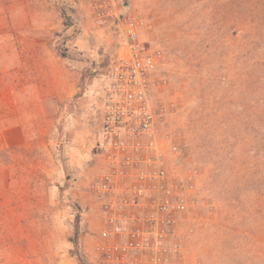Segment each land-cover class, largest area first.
<instances>
[{
    "label": "rangeland",
    "instance_id": "obj_1",
    "mask_svg": "<svg viewBox=\"0 0 264 264\" xmlns=\"http://www.w3.org/2000/svg\"><path fill=\"white\" fill-rule=\"evenodd\" d=\"M238 1L127 0L163 54L155 109L172 169L196 170L203 218L184 244L197 264H264V136L243 108L264 98L245 83L262 70L264 37L249 53L256 32ZM85 9L0 0V264H89L81 187L99 169L98 92L123 38L94 28Z\"/></svg>",
    "mask_w": 264,
    "mask_h": 264
},
{
    "label": "built area",
    "instance_id": "obj_2",
    "mask_svg": "<svg viewBox=\"0 0 264 264\" xmlns=\"http://www.w3.org/2000/svg\"><path fill=\"white\" fill-rule=\"evenodd\" d=\"M81 2L94 28L123 38L98 92L99 169L82 184L79 211L93 243L85 239L83 252L89 264H197L184 244L203 218L196 170L172 169L163 115L155 109L162 51L142 39L127 0Z\"/></svg>",
    "mask_w": 264,
    "mask_h": 264
},
{
    "label": "trees",
    "instance_id": "obj_3",
    "mask_svg": "<svg viewBox=\"0 0 264 264\" xmlns=\"http://www.w3.org/2000/svg\"><path fill=\"white\" fill-rule=\"evenodd\" d=\"M244 7V25L251 26L254 28V37L249 41V47L252 50H248L249 53H257L260 49L258 40L264 37V0H239L238 1ZM250 37L246 35V37ZM250 59V58H249ZM254 61L255 66H260L261 71L257 69L248 70L246 72V85L249 83L256 86V90L264 88V59H259L258 62ZM259 67V68H260ZM247 101V100H246ZM254 102V103H251ZM250 102L244 103L245 120L255 124L257 128L261 142L263 144L264 136V98L257 99L256 102L252 99ZM251 115H253L251 117ZM264 153V146L261 147ZM263 155V154H262Z\"/></svg>",
    "mask_w": 264,
    "mask_h": 264
}]
</instances>
